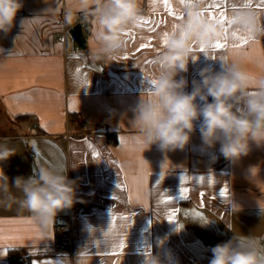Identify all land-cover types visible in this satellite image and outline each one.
I'll return each mask as SVG.
<instances>
[{"label":"crops","instance_id":"crops-1","mask_svg":"<svg viewBox=\"0 0 264 264\" xmlns=\"http://www.w3.org/2000/svg\"><path fill=\"white\" fill-rule=\"evenodd\" d=\"M187 2L168 0L165 7L163 0H141L142 19L127 32L125 52L109 61L93 58L92 25L81 14L65 24L69 0H23L11 33L0 34V143L17 153L3 167L10 181L40 166L68 169L83 202L56 217L69 225L70 251L60 248L56 221L42 232L28 211L0 206V264H9L12 251L26 259L21 264H143L150 251L168 250L178 264H209L211 248L233 236L228 225L264 245L257 203L264 202V146L252 143L247 156L230 161L219 154V144L205 148L196 131L185 150L165 156L156 145L145 149L130 122L157 67L164 34L182 22L177 17ZM210 3L207 16L211 11L231 18L249 3L264 19L259 0H225L217 9ZM78 23L86 51L70 34ZM233 30L247 36L238 26L225 36ZM216 42L225 47L207 54L240 62L255 94L264 78V36L252 34L243 44L225 37ZM195 51L198 58L184 74L188 91L203 67L220 70L219 61ZM225 188L228 194L221 196Z\"/></svg>","mask_w":264,"mask_h":264},{"label":"clouds","instance_id":"clouds-1","mask_svg":"<svg viewBox=\"0 0 264 264\" xmlns=\"http://www.w3.org/2000/svg\"><path fill=\"white\" fill-rule=\"evenodd\" d=\"M140 3L141 0H77L73 5L69 0L64 22L71 26L77 21V13L81 14L92 25L93 58L114 61L127 48L125 34L142 19ZM205 4L206 0H198L184 8L182 22L163 37L155 57L157 67L140 91L130 122L145 149L156 145L165 156L185 150L198 131L205 148L215 149L219 144L221 156L239 160L250 153L252 143L264 146V78L258 81L259 90L250 94L252 77L240 62L229 60L227 55L207 54L216 41L225 37V29L205 15ZM23 7V0H0V34L11 33ZM236 15L243 28L264 36V19L254 7H242ZM26 20L21 21V26ZM196 49L206 58L219 61L220 70L203 67L198 79L191 80L188 91L189 80L184 74L190 62L198 58ZM16 154L9 143H0V206L11 208L16 204L31 214L40 231L46 232L61 211L83 202L77 196V181L69 178L68 169L47 166L33 168L30 176H16L10 181L3 165ZM250 173L253 181V168ZM257 203L264 219V202ZM227 228L233 236L211 248L209 264H264L262 238L242 231L238 234L231 225ZM143 264L178 262L170 250L155 254L150 251L144 255Z\"/></svg>","mask_w":264,"mask_h":264},{"label":"snow or ice","instance_id":"snow-or-ice-1","mask_svg":"<svg viewBox=\"0 0 264 264\" xmlns=\"http://www.w3.org/2000/svg\"><path fill=\"white\" fill-rule=\"evenodd\" d=\"M198 2V0H188V2L185 4L186 7H190L193 6L194 3ZM163 3L165 5V7H168V0H163ZM181 3H185V0H181ZM225 3V0H211V3L208 5L209 9H217L220 8L223 4ZM259 3L264 4V0H259ZM251 6L249 3H245L244 7H249ZM208 17L213 20L216 21L217 23H219L222 27L225 26V23H227V28H225L226 32H229L230 29L233 28V26H238V27H242V22L239 19V17L235 14L233 15V17L228 18L224 15L223 12H220L218 16L214 15L211 11H209V15ZM178 19L183 20V17H177ZM145 24L149 23V21H144ZM175 28V26H174ZM244 31L247 33V36H242L239 35L237 31L233 30L230 32V35H226L225 36V40L231 39L234 42H237V44H243V43H247L248 39H251V32L248 31L247 29L243 28ZM126 36L130 35L128 33L125 34ZM167 36V33L164 34V37ZM225 47V44L221 43V42H216L213 45V48L215 49H220ZM154 62V61H153ZM91 147V146H90ZM184 192H187V188L183 189ZM228 194V190L227 188H225L223 191H221L220 195L221 196H227ZM173 219L172 216H169V221L171 222ZM120 247L123 248V243L120 244Z\"/></svg>","mask_w":264,"mask_h":264},{"label":"built area","instance_id":"built-area-1","mask_svg":"<svg viewBox=\"0 0 264 264\" xmlns=\"http://www.w3.org/2000/svg\"><path fill=\"white\" fill-rule=\"evenodd\" d=\"M54 228L57 232H60L63 237V244L60 246L61 250L70 251L72 249V245L69 225L61 219H58L55 222Z\"/></svg>","mask_w":264,"mask_h":264},{"label":"water","instance_id":"water-1","mask_svg":"<svg viewBox=\"0 0 264 264\" xmlns=\"http://www.w3.org/2000/svg\"><path fill=\"white\" fill-rule=\"evenodd\" d=\"M70 34L72 35L74 41L77 43V45L86 51L88 49V43L87 39L83 33V27L82 24L78 23L75 26H73L70 30Z\"/></svg>","mask_w":264,"mask_h":264},{"label":"trees","instance_id":"trees-1","mask_svg":"<svg viewBox=\"0 0 264 264\" xmlns=\"http://www.w3.org/2000/svg\"><path fill=\"white\" fill-rule=\"evenodd\" d=\"M19 119H28L26 117H23V118H19ZM75 119V116H72V120ZM26 259L23 258L19 252L17 251H12L10 252V255H9V264H21V263H26Z\"/></svg>","mask_w":264,"mask_h":264},{"label":"rangeland","instance_id":"rangeland-1","mask_svg":"<svg viewBox=\"0 0 264 264\" xmlns=\"http://www.w3.org/2000/svg\"><path fill=\"white\" fill-rule=\"evenodd\" d=\"M76 120L78 121V119H76ZM76 120H75V121H76ZM73 124L75 125V123H74V122H73Z\"/></svg>","mask_w":264,"mask_h":264}]
</instances>
